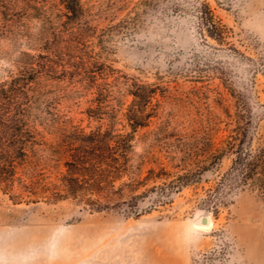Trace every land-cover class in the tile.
I'll use <instances>...</instances> for the list:
<instances>
[{"label":"rangeland","instance_id":"obj_1","mask_svg":"<svg viewBox=\"0 0 264 264\" xmlns=\"http://www.w3.org/2000/svg\"><path fill=\"white\" fill-rule=\"evenodd\" d=\"M80 1L92 23L107 30L103 60L168 88L157 118L136 133L134 167L142 160L143 173L161 167L175 172L178 161L171 157L183 149L178 138L205 126L224 129V111L233 114L236 99L250 111L258 136L264 134V0ZM204 4L226 28L224 42L201 25ZM2 6L0 85H8L28 75L20 56L31 47L29 4ZM31 89L42 95L36 110L56 108L86 132L106 128L87 116L89 97L72 93L67 83L43 79ZM258 148L254 141L251 149ZM230 166L224 158L200 175V183L171 194L170 178L149 181L134 209L130 201L94 212L18 185L0 191V264H264V186L230 179Z\"/></svg>","mask_w":264,"mask_h":264},{"label":"trees","instance_id":"obj_2","mask_svg":"<svg viewBox=\"0 0 264 264\" xmlns=\"http://www.w3.org/2000/svg\"><path fill=\"white\" fill-rule=\"evenodd\" d=\"M5 2L29 4L25 19L31 47L20 56L28 75L0 85L3 194L18 185L30 195L55 203L72 199L94 212L130 201L134 209L149 181L165 183L170 178L171 194L200 183V175L224 158L231 161L230 179L236 176L244 185L259 182L264 186V134L258 136L250 111L238 99L233 114L224 111L228 120L224 129L205 126L188 139L178 138L183 149L171 157L178 161L172 165L175 172L169 174L161 167L158 172L149 168L143 173L142 160L134 167L136 133L157 118L168 88L126 74L103 60L107 30L92 23L91 13L80 0H0V12ZM202 6L201 25L224 42L226 28L207 4ZM36 29L38 33H31ZM43 79L67 83L72 93L89 97L87 116L106 122V128L86 132L56 108L36 110L42 95L31 87ZM230 95L234 97L232 91ZM220 132L224 134L217 138ZM254 141L259 143L256 151L251 149Z\"/></svg>","mask_w":264,"mask_h":264},{"label":"water","instance_id":"obj_3","mask_svg":"<svg viewBox=\"0 0 264 264\" xmlns=\"http://www.w3.org/2000/svg\"><path fill=\"white\" fill-rule=\"evenodd\" d=\"M202 223L205 224L206 223V219H203Z\"/></svg>","mask_w":264,"mask_h":264},{"label":"bare ground","instance_id":"obj_4","mask_svg":"<svg viewBox=\"0 0 264 264\" xmlns=\"http://www.w3.org/2000/svg\"><path fill=\"white\" fill-rule=\"evenodd\" d=\"M202 227H204V226H202ZM205 228V227H204Z\"/></svg>","mask_w":264,"mask_h":264}]
</instances>
